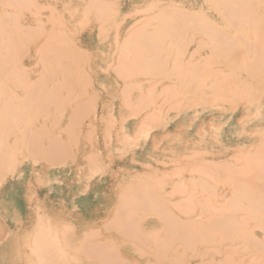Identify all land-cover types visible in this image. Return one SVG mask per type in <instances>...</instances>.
<instances>
[{
    "label": "bare ground",
    "instance_id": "bare-ground-1",
    "mask_svg": "<svg viewBox=\"0 0 264 264\" xmlns=\"http://www.w3.org/2000/svg\"><path fill=\"white\" fill-rule=\"evenodd\" d=\"M102 1L94 0L93 6H98L99 9V3L102 4ZM221 1L226 6L225 17L229 24L236 28L237 35H233L232 31L207 19L201 12L194 11L188 14L182 7L174 8L171 13L175 12L172 16H175L176 20L163 24L160 29L146 30L145 33L136 29L135 36L129 35L127 42L122 46V51L131 53L132 58L127 65H116L117 73L127 78L126 76L130 75L133 77L136 71H145L149 77L128 79L122 90L131 92L134 87L142 90L144 81L149 82L150 91L157 90V84L163 83L160 96L164 94L162 95L164 99L172 98L175 102H181L192 95L204 96L209 93V90L215 88L217 89L215 94L224 95L227 98L229 96L225 95L226 91L236 94L237 91L228 85V81L233 79V73L228 70V67L243 70L242 66L246 65V61L245 56L240 57L239 61L231 54L240 44L248 47L247 54L253 56L258 43L252 41L251 37L253 35L262 36V42H264V16L248 15V7L243 0ZM31 4L29 0H0V91L3 96L10 97L11 95V99L14 100L7 101L8 98L4 97L7 101L6 107L10 111L0 118V132L3 134L0 135V149L5 150L4 155L15 152V146L19 145L21 139L16 136L14 140H9L6 133L9 127L16 126L24 130V144H33L35 149H40L44 157L53 163L58 162L69 151L62 134L49 131L47 117L42 118L39 127L31 126V123L24 117L34 115L32 111L40 104L45 110L52 112V106L57 103L60 96L65 95L64 90L67 86H71L70 84L75 81L79 83L77 80L80 73L77 67H73L78 57L68 56L66 50L59 47L58 42L43 40V46H39L42 74L39 78L32 75L26 62L22 61V55L26 53L25 43L29 42V39L39 37L45 30L46 23H43V19H38L37 24L34 25L16 23L18 14L11 11L14 7H32ZM165 9H161L163 14ZM105 10L106 8H103L99 11L100 17L104 16ZM187 20L199 22L209 41L214 44L210 54L208 53L205 58L213 57V62L219 64L218 69L213 71L216 72L214 75L222 74L220 77L216 76L211 83H206L203 89H200L205 84L202 76H207L209 71L202 73V70H199L200 64L205 63L196 57L200 46L189 47L193 43V38L186 36ZM240 24L247 25L249 29L245 32ZM165 37L172 38L170 45L174 50L169 77L156 78L153 76V70L159 69L163 64L162 72L167 68L165 63L171 58L170 53L163 54L164 51L169 50L168 44H164ZM33 46L35 47L34 44ZM255 57L259 60L258 67L253 69L246 78L236 75L233 79L245 80L239 86L238 92L242 93V97L247 100V103L235 107V109L239 108L236 114L241 115L236 124L238 131L231 132L227 137V134L225 136L220 134L209 144L204 122L199 126L197 135L190 134L182 138L178 133L169 134L166 127L177 128L179 122L185 120L191 125L199 117L197 110L195 114L188 115L187 119L164 122L162 130L153 135L149 146L143 145L144 153L153 156L155 152L163 153L164 143L179 139L183 146L169 158L156 155L160 162L166 166L170 164V167L139 168L132 173L129 170L130 167L136 168L133 163L135 159L146 165L152 164L138 155L131 154L122 162L128 165L127 171L123 170L121 173L122 178L126 179L123 181H127L125 187L120 190H115V185L112 187L114 178L117 173H120L118 171L112 170L105 182V178L102 179L99 176L96 184L97 190L100 184L105 185L107 190L110 184L112 187L110 191L113 195L106 198V202L108 201L110 205L107 204L105 208L107 212L104 221L105 226L115 232L108 236L109 244H104L99 240L96 242L92 239L87 240L89 260L92 261L97 257L100 258L101 264H132L133 261H139L141 264H190L192 261L205 264L226 259L230 260L231 264H252L253 261L264 264V237L260 238L255 234L253 225L249 223L253 215L264 220V188L251 184V181L243 182L242 179L246 174L240 171L235 172L236 168H243L246 164L248 165V162H253V146L256 147L255 155L263 151L264 156V116L261 113L264 110V88L256 86L264 80V53L256 54ZM59 59L65 61L58 62ZM126 68H129L131 72L129 73ZM193 82L196 84L197 92L190 91V84ZM16 87L22 89L21 99H16L20 96L18 94L14 96L15 92H19ZM72 92H77L74 87L69 88V95ZM87 102L89 99H84L81 93L79 102L71 109L74 111L72 113L74 119L81 115L80 103L85 105ZM161 105L162 103L155 102L152 110L143 114H141L143 109L137 110L135 113L139 117L127 125L128 130L122 134V137L128 139L132 133L143 131L144 127L141 129L140 127L144 121L160 113ZM94 115V119L97 120L99 116L97 111ZM258 115L262 118H259L256 124L261 125L260 132L263 137L257 138L253 144V136H251L253 135V118H258ZM214 116L212 113L211 117ZM235 118L236 116H230L226 125L231 124ZM59 125L61 126L60 123ZM165 134L167 135L161 136ZM246 134H250L247 135V139L239 137ZM43 135H48L47 143L40 140ZM233 137L235 139L230 143L229 139ZM199 142L208 145L193 152ZM232 146L236 149L230 150ZM193 153L200 156V159L196 158L186 172H179L191 159ZM3 158L4 156L0 157V163ZM262 158L264 162V157ZM240 159H245L246 164L238 165ZM219 178L222 181L221 184H218ZM199 179L200 183L197 184ZM107 181L110 183H106ZM253 205L255 210H253ZM240 210L245 211V214L237 215ZM13 215L15 212L5 214L3 209L0 211V225L5 237V240L0 241V252L2 253L0 256L10 251L13 255L15 254V260H20L25 258L31 250L36 254V264H87L85 261L75 262L78 257L76 254L68 259H57L54 236L49 238L47 233L50 227H42L41 233H37L34 229L29 230L30 236H40L38 243L28 241L26 250L17 247L13 243V233L23 231L27 217L23 215L13 222L10 220V216ZM262 228L264 229V226ZM231 236H234L230 239L231 242H226V238ZM117 239L130 240L131 248L135 249L138 254L134 253L132 256L130 251L122 249L123 245L119 250ZM202 242L209 243L199 246ZM253 244L258 246L255 257H253ZM43 247H45V252ZM188 248H191L192 253L185 254Z\"/></svg>",
    "mask_w": 264,
    "mask_h": 264
},
{
    "label": "rangeland",
    "instance_id": "rangeland-1",
    "mask_svg": "<svg viewBox=\"0 0 264 264\" xmlns=\"http://www.w3.org/2000/svg\"><path fill=\"white\" fill-rule=\"evenodd\" d=\"M29 1L32 3V7H14L11 9V11L18 14V19L15 22L34 25L37 24L38 19H43L46 28L39 37L29 39V42L25 43L26 53L23 54L24 56L22 55V61L26 62L32 75L39 78L42 74L39 46H43V40L58 42L59 47L66 50L68 56L78 57L73 67H77L76 69L80 73L77 80L79 83L75 81L70 84L71 86H67V89L64 90L65 95L60 96L57 103L52 106V112H48L40 104L32 111L34 115L24 117L33 127L41 126L42 118L47 117L49 131L62 134L69 151L58 162L48 161L43 152L40 149H35L36 147L33 144L25 145L23 129L16 126L9 127L6 133L9 140H14L18 136L21 141L18 146H15V152L13 153L4 155L5 150L0 149V157L4 156L3 161L0 163V211L3 209L5 214L15 212V215L10 216V220L13 222L23 215L27 217L23 231L13 233V243L17 247L26 250V248L28 249L26 246L28 241L38 243L37 240L40 236H30L29 230L34 229L37 233H41L42 227H50L47 233L49 238L54 236L53 241L55 242V250H57L55 257L57 259H68L76 254L78 257L75 262L85 261L87 264H101L100 258L96 257L91 261L87 257L89 255L87 240L92 239L95 242L99 240L104 244H109L108 236L115 232V230L108 229L105 226L104 216L107 212L105 209L107 204L110 205L108 201L106 202V198L113 195L110 188L115 185L114 189L120 190L127 185V181H123L126 179L121 176L122 171L128 169L127 164H122L123 159L125 160L127 156L135 154L152 164L146 165L135 159L133 163L136 168L130 167L129 170L132 173L139 168L170 167V164L166 166L160 162L156 155L169 158L183 146L179 139L164 143L162 145V148L165 147L163 153L160 154V151L155 152L153 156L144 153V146H149L153 135L162 130L164 122L187 119L188 115L195 114L197 110L199 111L197 113L199 117L191 125L185 120L179 122L177 128L166 127L169 134L178 133L182 138L190 134L197 135L199 126L204 122L209 144L220 134L224 136L227 134V137L231 132L238 131L239 128H236V124L241 115L236 114L239 108L235 109V107L247 103V100L242 97V93L238 92L239 86L245 80L233 79L236 78V75L240 78L242 76L246 78L253 69L258 67L259 60L255 55L264 53V42H262V36L253 35L251 37L252 41L258 43L253 51V56L247 54L248 47L240 44L231 54L239 61L240 57L245 56L246 61V65L242 66L243 70L228 67V70L233 73V79L228 81V85L237 91L236 94L226 91L225 95L229 96L227 98L224 95L215 94L217 92L215 88L209 90V93L204 96L192 95L184 98L181 102H175L172 98L164 99L162 96L164 94L160 96L159 93L162 91L163 83L157 84V90L150 91L148 89L149 82L146 81H144L145 84H143L142 90L137 87H134L131 92L122 90L128 79H147L149 77L145 71H136L133 77L130 75L126 76L127 78H123L120 73H117L116 65H127L132 58L131 53L128 54L126 51H122V46L127 42L129 35H132L131 37L135 36L136 29L144 33L146 30L155 31L160 29L163 24L176 20L174 19L175 16H172V13L175 12L171 13L176 7H182L188 14L194 11L201 12L207 19L214 21L218 26L228 31H232L233 35H237L238 31L233 25L229 24L225 17L226 6L224 2L221 0H103L102 4L99 3L98 9V6H93L94 0ZM243 1L248 7V15L264 16V0ZM103 8H106V10L104 16L100 17L99 11ZM164 8L166 9L163 14L161 9ZM201 24L187 20L185 32L186 36L193 38L190 48L200 46L196 57L199 58V61H205V63L200 64L199 70L201 69L202 73L209 71L207 76H202L205 84L200 89H203L206 87V83H211L217 76L214 75L216 72L213 71L218 69L219 64L213 62V57L205 58L208 53L210 54L214 44L209 41ZM241 26L245 32L249 29L247 25ZM164 39V44H168L169 50L164 51L163 54L170 53L171 58L165 63L167 68L162 72L161 67L163 64L159 69L155 68L153 70V76L156 78L169 77V68L173 58L174 50L170 45L172 38L165 37ZM62 61L65 60L59 59L58 62ZM126 69L129 73L131 72L129 68ZM195 85L194 82L190 84V91H198L195 89L197 88ZM256 86L263 89L264 80L257 83ZM70 87H74L77 92H72L69 95ZM16 88L19 89V92H15L14 96L18 94L20 96L16 99H21L22 89L21 87ZM81 93H83L84 99H89V102L85 105L80 103L81 115L74 119L72 114L74 111H71V109L79 102ZM4 97L8 98L7 101H14L11 99V95L10 97L3 96L0 91V118L3 115L6 116L7 112L10 111L6 107L7 101ZM77 98L78 100H76ZM155 102L162 103L160 113L150 116L144 121V124L140 127V129L144 127L143 131H136L128 139H124L122 134H125L128 130L127 125L136 121L139 117L135 112L139 109L144 110L141 114L150 112ZM96 111L99 115L97 120L94 119ZM108 111L111 112L108 113ZM212 113L215 115L214 117H211ZM261 113L264 116V110ZM230 116H236V118L232 120L231 124L226 125ZM259 118H262V116L258 115V118H253V135H251L253 136V144L257 138L261 139L263 137L260 132L261 125L256 124ZM0 135L3 134L0 132ZM247 135L250 134L239 137L247 139ZM195 138H198V136H195ZM188 139L191 140V138ZM234 139V137L230 138L229 142L232 143ZM40 140L47 143L49 141L48 135L41 136ZM208 144L199 142L198 146L194 147L193 152ZM252 148L253 162H248L247 165L246 161L244 162L245 159H240L238 165H246L243 168H236L235 172L240 171L246 174L242 179L243 182L251 181V184L264 188L263 151L259 152L257 156L254 153L256 147L253 146ZM234 149H236L234 146L230 147V150ZM196 158L200 159V156L193 153L191 159L188 160V163H185V166L179 172H186ZM112 170L120 172L117 173L113 183L111 182L112 187L110 184V188L107 190L105 185L100 184L101 186L97 190L96 184L99 176L102 179L105 178V182L110 177ZM110 181L106 183H110ZM197 181V184H199L200 179ZM221 182L219 178L218 184H221ZM253 210H255L254 205ZM244 212L240 210L237 215L241 216L245 214ZM249 223L253 225V232L263 238L264 229L262 226H264V220L253 215V218L249 219ZM2 231L3 228L0 225V241L5 240ZM231 238H234V236L226 238V242H231ZM116 242L119 250L123 245L122 249L130 251L132 256L134 253L138 254L135 249L131 248L130 240L117 239ZM208 243L202 242L199 246ZM257 248L258 246L253 244V257L257 256ZM43 250L45 252V247H43ZM189 253H192L191 248L185 250V254ZM14 256L15 254L13 255L10 251H7L5 255L0 256V264L37 263L36 254L32 253L31 250L23 259L15 260ZM215 262L205 264H231L230 260L226 259ZM132 264L141 263L133 261ZM190 264L201 263L192 261ZM252 264L258 263L253 261Z\"/></svg>",
    "mask_w": 264,
    "mask_h": 264
}]
</instances>
